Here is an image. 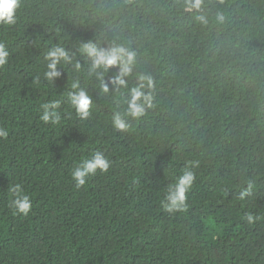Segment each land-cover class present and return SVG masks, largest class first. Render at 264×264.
I'll return each instance as SVG.
<instances>
[{
	"label": "trees",
	"instance_id": "16d2710c",
	"mask_svg": "<svg viewBox=\"0 0 264 264\" xmlns=\"http://www.w3.org/2000/svg\"><path fill=\"white\" fill-rule=\"evenodd\" d=\"M184 5L22 0L16 24L0 25V264H264V0ZM89 41L135 52L127 88L111 83L114 67L103 91L78 51ZM61 42L75 58L52 84L44 53ZM142 75L152 107L118 132L113 116ZM81 89L92 98L83 120L67 98ZM57 100L60 122L44 123L41 105ZM96 152L108 172L76 189L72 168ZM185 168L196 173L187 207L169 214L162 202ZM17 183L33 196L28 216L10 207Z\"/></svg>",
	"mask_w": 264,
	"mask_h": 264
},
{
	"label": "clouds",
	"instance_id": "9594fccd",
	"mask_svg": "<svg viewBox=\"0 0 264 264\" xmlns=\"http://www.w3.org/2000/svg\"><path fill=\"white\" fill-rule=\"evenodd\" d=\"M21 3L22 0H0V25L11 26L16 24V15ZM204 4L205 0H185L184 10L198 13ZM196 19L204 25L209 23V18L205 15H198ZM215 20L217 22H223V13L217 12ZM78 51L90 58L92 64L91 72L101 70L97 78L105 93H107L109 89L107 83H105L103 73L114 67L118 68V72L112 78L111 83L117 86V89L128 87L125 77H128L132 72V64L136 55L135 52L129 51L125 47L119 45L109 49L97 48L91 41L83 43ZM74 58V54H70L65 49L62 42L59 45L48 47V50L44 53V60L46 61L47 68V71L44 72L45 80L53 84L54 78H59L61 76V72L57 70L58 67L63 69L61 66L68 65ZM8 59L9 51L3 43H0V67L5 66L8 63ZM75 68L79 71V63L75 64ZM139 79L140 83L138 86L131 89V100L128 102V107L124 114L122 115L117 112L113 116V127L118 132L128 131L129 124L127 120L129 118L139 120L146 115V109L152 107L153 96L151 93L154 87L152 77L142 75ZM35 82H39V77L36 78ZM77 87L78 83L71 84L72 89H76ZM146 88L147 94L145 91ZM67 98L75 108L80 119L83 120L89 117L92 98L85 90L81 89L79 91L68 92ZM59 107V100L43 103L41 105V120L44 123H51L53 125L58 124L61 119L60 113L57 111ZM7 136L8 131L0 128V138H6ZM109 168V159L106 158L104 154L96 152L93 153L91 157L84 158L80 163L75 165L70 175L76 189H80L86 185L88 178L95 175L98 170L101 173H107ZM195 181L196 173L190 170V168H185L183 174L169 186L162 202L163 210L169 214L184 211L187 207V193H189ZM8 192L11 197L10 207L13 213L28 216L33 208V196L26 192L19 183L10 185L8 187ZM247 194L248 193H242L241 198ZM243 219L247 223L252 224L257 217L251 213H247Z\"/></svg>",
	"mask_w": 264,
	"mask_h": 264
}]
</instances>
